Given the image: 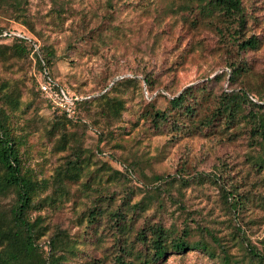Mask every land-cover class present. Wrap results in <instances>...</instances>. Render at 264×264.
Instances as JSON below:
<instances>
[{
	"label": "rangeland",
	"instance_id": "1",
	"mask_svg": "<svg viewBox=\"0 0 264 264\" xmlns=\"http://www.w3.org/2000/svg\"><path fill=\"white\" fill-rule=\"evenodd\" d=\"M240 1L245 20L239 38L253 35L256 47L239 49L205 19L194 20L181 0H22L23 13L0 5V27L51 48L52 73L68 90L91 96L123 79L108 98L120 100L118 111L98 99L84 113V124L54 123L35 91L34 55L10 54V39L0 37V110L10 116L23 169L47 182L29 210L31 218L40 214L45 227L39 242L61 229L75 248L62 264H111L121 239L85 218L98 193L113 204L124 195L147 199L145 209L133 213L132 228L142 221L177 230L185 224L188 240L204 241L214 253L185 248L154 264H219L221 247L246 264L248 244L264 248V168L256 164L264 136H250L242 119L226 126L213 119L209 127L193 128L180 116L178 124L161 128L149 113L169 108L168 98L186 85L205 88L193 89L199 113H209L217 95L232 88L249 90L258 101L264 93V0ZM4 91L17 97V107H9ZM76 145L84 149L96 190L84 191V174L61 176L55 194V175ZM124 164L131 173H114ZM157 174L166 178L155 180ZM11 201L10 193L0 196V211Z\"/></svg>",
	"mask_w": 264,
	"mask_h": 264
},
{
	"label": "trees",
	"instance_id": "2",
	"mask_svg": "<svg viewBox=\"0 0 264 264\" xmlns=\"http://www.w3.org/2000/svg\"><path fill=\"white\" fill-rule=\"evenodd\" d=\"M21 4L22 0H0V5L7 6L12 12L23 13ZM180 5L181 9L194 11V20L205 19L204 21L210 23L219 34L223 32L225 35L228 34L239 49L257 46L259 40L251 34L246 38H239L240 27L245 20L240 0H181ZM214 19L220 22L219 26ZM0 37L10 39L7 45L10 54L23 56L28 53L34 55L36 62L35 91L42 96L55 120L54 123L62 121L61 124L67 122L84 124L87 121L85 114L88 112L89 105L98 99L105 100V103L109 101L108 106L111 111H118L121 108L119 99L108 98L111 88L123 79H119L111 87L96 95L90 96L70 90L71 94L78 96L75 103L77 111L74 115H67L63 111L51 108L39 88V82H46L52 89L57 86L65 87L52 73L55 59L53 50L48 46H36L26 34L10 28L0 27ZM233 70L236 72L234 66ZM232 75L234 72L232 73L230 70L227 78L230 80ZM193 89H197L200 93L205 90L203 85L195 87L186 85L176 95L168 98L169 108L150 111L154 126L171 127L175 123L178 124L180 116L193 124V128L196 126L209 127L213 119H219V124L222 126L242 119L248 122L250 136L254 138L264 136V93L260 98H257L258 101H253L249 97V90L243 88L223 90L217 95L209 113H199L198 98ZM2 95L10 108L17 107V97L13 96L10 91H4ZM27 105H30V101ZM179 124H181L180 126L184 125L183 121ZM185 127L187 126L185 125ZM60 134L65 136L63 131ZM18 145V139L12 131L9 114L0 110V196L8 193L12 196L9 207L5 211H0V264H62L67 257L66 253H74L75 248L66 241L61 229H57L53 234H49L46 240L39 242L45 233V227L41 224L40 214L31 218L29 210L31 207H37L33 203V196L44 190L47 182L44 178H35L30 171L23 169ZM83 151L84 149L77 145L71 150L69 158L55 175L53 182L55 194L61 192H58L61 189V176L75 180L84 174L87 177L83 181L84 191L96 190V187L89 183L88 178L92 179V176L90 175L91 171L87 168V161H83L81 157ZM256 164L264 168V153L260 154ZM112 170L118 174L131 173V168L126 164L121 165L120 170ZM153 177L155 180H163L166 175L157 174ZM54 199L55 195L50 197V201L47 202L51 203ZM95 201L97 202H94L93 206L88 208L85 213L86 220L90 223L94 222L95 226H101L102 229L109 226L116 239H121L117 244L111 264H154L165 253L185 248L202 249L214 254L206 242L188 240L189 227H186L185 224L180 230H177L174 227L164 226L159 221L147 224L142 221L140 226L132 228L133 213L144 210L148 205L147 199L140 197L137 200H132L124 195L119 202L113 204L110 200L103 199L101 193H98ZM235 201L238 202L234 200L229 203L232 209L236 206ZM202 228L204 229L203 226ZM43 246L46 247V250H43ZM245 248L246 264H264V248L258 249L251 244ZM220 253L219 264H239L238 260L234 259L225 247L220 248Z\"/></svg>",
	"mask_w": 264,
	"mask_h": 264
},
{
	"label": "built area",
	"instance_id": "3",
	"mask_svg": "<svg viewBox=\"0 0 264 264\" xmlns=\"http://www.w3.org/2000/svg\"><path fill=\"white\" fill-rule=\"evenodd\" d=\"M39 88L51 108L63 111L67 115H74L76 113L75 103L78 98L76 94H71L70 90L62 86L52 89L44 81L39 82Z\"/></svg>",
	"mask_w": 264,
	"mask_h": 264
}]
</instances>
